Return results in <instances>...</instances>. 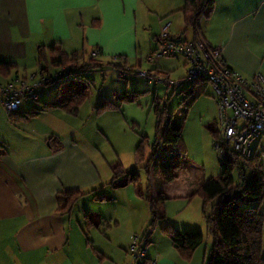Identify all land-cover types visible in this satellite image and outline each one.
<instances>
[{"label":"crops","instance_id":"0c3cea01","mask_svg":"<svg viewBox=\"0 0 264 264\" xmlns=\"http://www.w3.org/2000/svg\"><path fill=\"white\" fill-rule=\"evenodd\" d=\"M183 3L184 0H0V60L18 64L17 60L25 55V38L35 42L36 49L56 42L67 52L84 51L86 58L93 48H99L102 55L104 50H117L115 43L122 36L134 37L137 27L145 24L152 27L155 19L151 22L154 16L151 12L159 17L161 27L169 23V33L178 36L184 30L181 13H177ZM140 7L150 16L141 15ZM95 18L100 20L98 27L91 25ZM200 26L205 41L221 47L227 62L243 76L250 78L259 72V58L262 55L264 58V0H215L212 13L201 19ZM182 63L184 66L185 61ZM7 80L1 77L0 84ZM42 129L33 132L45 138L54 136L59 140L54 145L59 142L60 149L53 151L48 145L46 150L12 157L0 145V264H126L127 246L133 236L131 217L100 213L102 216L94 219L98 226L86 227L84 216L91 217V213L82 206L81 199L89 195L96 202L103 201L110 196V188L115 192L130 184L123 186L124 181L116 183L118 179L109 184L111 178L104 181L88 155L74 145L73 138H61L52 130ZM173 183L174 180L170 181L165 188ZM194 184L189 183L182 190L186 187L190 190ZM74 189H94V192L77 201L80 211L61 215L57 211L56 194ZM81 217L85 230L93 233V242L97 240L100 244L95 248L88 241L97 258H89L87 254L82 257L75 250V244L82 242L75 229ZM107 218L113 223H107ZM105 232H111L106 236L108 243L102 242L99 235ZM148 241V263L152 260L158 264L192 262L193 257L188 262L181 260L171 242V248L158 245L151 252L150 236ZM206 245L203 253L207 251Z\"/></svg>","mask_w":264,"mask_h":264},{"label":"rangeland","instance_id":"374dc122","mask_svg":"<svg viewBox=\"0 0 264 264\" xmlns=\"http://www.w3.org/2000/svg\"><path fill=\"white\" fill-rule=\"evenodd\" d=\"M140 8H142L141 15L146 14L148 17L150 14L151 16L154 15L151 19V22L155 19V22L151 24L152 27L148 24L139 26L136 28L135 33L133 32L134 37L128 34L122 36L115 43L117 50H104L103 54L98 57V60L102 63L101 69L91 70L81 77L69 74L68 80H66L67 78L62 79L63 85L59 89L56 88L59 84L57 81L39 87V100L49 101L57 93L59 98L62 97L72 83L73 85L83 84V79H92L93 81H88L90 84L89 96L79 107L76 115H71L61 109H54L39 114L37 118L29 117L25 121L14 122L8 119V112L3 109L0 101V145L2 150L8 152L12 157H20L21 153L33 152V150L37 152L46 150L49 136L45 138L41 133L39 135L38 132L37 134L33 132L35 129L41 131L43 127L46 130H52L53 133L61 138H73L75 141L74 145L88 155L104 181L112 177L109 163L117 159L121 161L125 171L136 169L141 179L135 185L130 183L128 187H119L115 192L111 191L112 188H110V196H107L103 201L96 202L89 195L81 200L83 202L82 206L84 205L88 212L90 211L89 213H91L93 220H98L102 216L100 213L131 217L133 222L131 235L142 237L141 234L148 228L151 217L147 203L138 195V192L140 189L143 191L146 185L143 164L151 155V147L155 139L156 115L153 101L154 98L158 97L161 108L165 105L171 124L182 120L184 152L181 153L173 143L163 138L160 142V150H158L157 156L151 163L155 194L158 192L156 189L162 187V184L165 183L169 170L175 164L178 167L173 179L174 183L169 188L166 187L165 191L162 190L164 195L157 196L158 199L164 197L160 208L164 209L166 218L159 221L152 230H149L151 231L149 235L151 241L150 250L152 252L158 245L164 247L167 245L171 248L170 240L160 230V227L166 223L172 224L182 232L199 230L203 233V242L196 250L192 262L189 264H205L208 258L207 252L211 246V237L207 233L205 217L202 213V201L197 196L188 200L185 196L189 193V187H186L184 191L182 189L188 186L189 183L191 185L195 183L194 185L196 186L202 178L216 177L218 175V156L207 127V124L214 122L216 119L215 94L211 88H208L206 94L202 95L191 106L186 117L182 119V105L179 104L183 94L180 91L186 89L189 86L188 83L184 82L181 86L173 89L155 82L146 84L144 79L135 74L138 69L146 70V67L154 65L170 71L169 76L171 79H177L184 74L182 63L184 59L181 56L160 58L153 62L147 59L155 48L154 35H158L162 27L158 24V16L152 12L149 14L143 7ZM143 19L145 20V18ZM165 20L163 19L164 22ZM140 22L143 21L140 19ZM184 37L191 39V31H187ZM25 39L27 41L25 55L17 60L16 73L18 78H25L28 83H36L40 79L38 73L39 64L35 52L37 44L30 41L29 38ZM111 45L108 47H111ZM69 48L71 47L67 49ZM119 54H124L127 64L133 67H126L127 71H125L126 69L124 68L115 69L107 65L109 61L122 62L124 59H118ZM261 57L259 58V72L264 75V58ZM51 59L52 57L49 58V62ZM136 64L138 65L136 66ZM120 71L126 72L123 77L120 75ZM48 72L53 78H56L59 69L49 64ZM33 74H36L34 79L29 80ZM13 77H15V72L8 79ZM123 90H126L128 95H132L134 91L138 93L135 99L123 101L117 109H110L101 114L96 113L95 107L102 97L115 100ZM31 105L38 106L40 102L25 101L21 109L25 110ZM141 137H147L148 143L144 147L145 161L139 162L135 149ZM255 144H257L260 162L264 165V136L258 143L257 141L254 142L252 146L254 147ZM233 177L234 181L237 182V170H234ZM124 180L125 176H122L118 178L116 183ZM213 203L214 201L208 202L205 209L206 213H211V211L214 213L216 211V208L212 206ZM80 209L79 205H75L73 211L77 212ZM82 219L83 217L79 218L80 227L75 225V229L76 234L82 239L84 244L81 246L82 242L79 240L80 245L75 244V250L82 257L87 254L89 258H93V256L97 258L92 253L90 244L95 248L100 244L97 240L93 242V233L90 234L85 230ZM106 221H108L107 223H113V220L111 221L108 218ZM108 233L111 234V232H105V235L99 234L102 242H104L103 240H108V237H106ZM106 243L108 242L106 241ZM206 244L208 248L203 253V248ZM125 260H127L126 264H132L130 253L126 252ZM175 264L181 263L176 261Z\"/></svg>","mask_w":264,"mask_h":264},{"label":"trees","instance_id":"16d2710c","mask_svg":"<svg viewBox=\"0 0 264 264\" xmlns=\"http://www.w3.org/2000/svg\"><path fill=\"white\" fill-rule=\"evenodd\" d=\"M214 5L215 0H184L182 7L177 10V12L181 13L184 30L178 36H174L169 33L168 28L170 37L185 39V33L191 31L193 41L199 37L205 41L200 34V21L203 17H207L212 13ZM91 25L93 27H98L100 25V20L98 18L93 19ZM156 37L157 36H155L154 39H156ZM208 46L211 47L213 45L208 44ZM36 53L39 64V75L48 76L50 79L43 85L57 81L59 83L56 87L57 89L61 88L63 85L62 79H69V74L81 77L84 76L86 72L102 68V63L98 59H93L89 55L86 58L84 51L74 50L67 52L56 42L49 45H40L37 47ZM51 57L52 59L49 62V58ZM222 57L226 67L236 70L227 62L223 53ZM119 58L124 60L122 62L109 61L107 65L115 69L133 67L127 64L125 59L126 56L119 55L118 59ZM49 64L59 69L56 78H53V76L49 74ZM137 65L138 64H136V66ZM61 68L66 69V76L62 75ZM16 69V62L0 60L1 77L8 78L13 72L16 74ZM146 70L155 74L169 76V71L157 66ZM88 81L90 82L93 80L86 78L83 79V84L73 85L72 83L67 88L62 98H59L58 93L49 101H40L38 98L35 101H39L40 105L32 106L25 110L19 109L8 112V117L14 122H19L54 109H61L71 115H76L79 107L89 96L90 84ZM188 85L186 89L180 91V93L183 94L179 104L182 105V119L186 117L191 106L202 95H205L207 89L210 88L208 80L205 77L189 82ZM171 88L175 89V87ZM38 89L37 91L39 92ZM137 93V91H134L132 95H128L127 91L123 90L120 96L115 100L102 97L95 107L96 113L101 114L110 109H117L121 106L123 101L135 99ZM153 102L156 115V127L155 139L151 147V155L145 161L144 147L145 144L148 143L147 137H141L135 149V154L139 162L145 161L143 168L145 169L146 185L142 192H138V195L147 203L151 217L148 228L142 233V237L147 239V245L149 243L148 237L151 233L149 230H152L159 221L165 220L166 218L164 209L160 208L161 204H163L164 197L158 199L157 196L164 195V191L162 190H164L167 183L174 179L176 168L178 167L175 164L173 168L169 170L165 183L162 184V187L158 188V192L156 193L158 195H156L154 193L151 176V163L155 156H157L158 150H160V142L163 138L173 143L181 153L184 152L182 120L171 124L170 117L165 110V105L161 108L158 97L154 98ZM163 114H166L168 117L164 124H162L161 121V116ZM207 127L212 140H214L217 136L215 121L207 124ZM262 137L263 136L256 140L257 143ZM47 141L49 147L53 151L60 149L59 142L56 146L54 145L56 141H59L54 136H51ZM1 153L0 150V155ZM109 167L112 172L109 184H114L115 181L122 176H125V180L121 184L123 186L130 183L134 184L141 179L136 169L125 171L121 161L118 159L109 163ZM218 168L219 171L216 177L211 176L202 178L185 196L188 200L197 196L202 201V213L205 217L207 233L211 237V246L208 249V258L205 264H264V165L260 162V155L257 153V148H254L250 158L237 157L232 161L226 153L218 156ZM234 170L238 172L237 182L234 181ZM93 192L94 189L89 191L74 189L58 192L56 194L57 211L61 215H68L73 211L77 201L81 197L86 194H92ZM93 197L96 196L93 195ZM213 201L214 203L212 206L216 208V211L214 213H212V211L211 213H206L205 209L208 202ZM84 217L86 227L92 225L98 226V223L88 214H85ZM160 230L168 237L180 259L185 262L191 260L195 250L203 242V233L199 230H187L182 232L170 223L164 224L160 227ZM147 261L148 260L145 259L141 264H152V261L151 263Z\"/></svg>","mask_w":264,"mask_h":264},{"label":"built area","instance_id":"2783aa9c","mask_svg":"<svg viewBox=\"0 0 264 264\" xmlns=\"http://www.w3.org/2000/svg\"><path fill=\"white\" fill-rule=\"evenodd\" d=\"M168 28L169 23L162 26L155 39V48L147 59L153 62L160 58L181 56L185 61L183 76L171 79L170 76L139 69L135 74L144 79L146 84L155 82L166 87L181 86L184 82L205 77L215 94L217 136L213 140V147L217 155L226 153L232 161L237 157L250 158L254 151L252 144L264 136V75L257 72L246 78L226 67L221 47H210L201 37L194 41L171 38ZM100 55L99 48H93L89 53L93 59H98ZM61 73L66 76V69L61 68ZM125 73L120 71L122 77ZM35 75L29 80H33ZM49 80L48 76H40L36 83H28L25 78L14 77L1 83L0 101L3 109L7 112L16 111L23 102L37 100V89ZM167 119L166 114H163L162 124ZM127 252L130 253L132 264H141L147 257V239L132 236ZM152 264L158 263L152 260Z\"/></svg>","mask_w":264,"mask_h":264}]
</instances>
